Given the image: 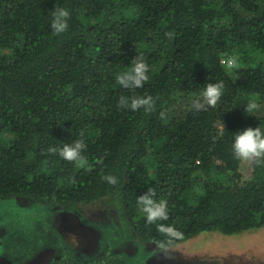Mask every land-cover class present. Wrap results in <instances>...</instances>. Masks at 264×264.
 <instances>
[{"label": "trees", "instance_id": "1", "mask_svg": "<svg viewBox=\"0 0 264 264\" xmlns=\"http://www.w3.org/2000/svg\"><path fill=\"white\" fill-rule=\"evenodd\" d=\"M57 8L70 12L59 35ZM140 56L149 79L121 87ZM217 82V104L191 110ZM148 95L149 112L119 104ZM246 127L264 130V0H0V200L79 212L107 199L136 241L161 247L264 227V163L245 160V178L231 147ZM80 139L83 165L50 151ZM149 188L167 220L146 221Z\"/></svg>", "mask_w": 264, "mask_h": 264}, {"label": "rangeland", "instance_id": "2", "mask_svg": "<svg viewBox=\"0 0 264 264\" xmlns=\"http://www.w3.org/2000/svg\"><path fill=\"white\" fill-rule=\"evenodd\" d=\"M249 170L244 160L243 177ZM118 220L107 199L77 214L26 197L1 199L0 264H264V227L231 235L204 231L161 247L136 241Z\"/></svg>", "mask_w": 264, "mask_h": 264}, {"label": "clouds", "instance_id": "3", "mask_svg": "<svg viewBox=\"0 0 264 264\" xmlns=\"http://www.w3.org/2000/svg\"><path fill=\"white\" fill-rule=\"evenodd\" d=\"M70 12L65 8H57L53 12L51 28L54 33L59 35L66 32L69 28L68 18ZM134 63L128 71H123L117 74L116 82L125 89H137L143 87L144 83L149 79V66L142 56L134 57ZM224 85L222 82L210 83L203 90L204 103L194 101L191 105V110L200 112L206 106H215L223 93ZM152 96H121L119 104L122 107L130 108L132 111H137L141 108L145 112L152 110L154 106ZM246 106V112L252 113L258 108V104L249 102ZM232 151L236 158L251 161L259 164L264 163V130L260 127H246L243 130L234 133V140L231 145ZM86 148L83 139L76 140L71 144H64L59 149H50L56 151L66 161L76 162L80 165L85 163L82 153ZM109 184H116L117 178L112 175L103 177ZM155 191L149 188L148 191L137 198L138 204L141 206L142 212L145 214L148 223H156L168 219V207L166 201H156L154 199ZM160 232H163L171 237L179 235L178 231L172 226L160 224L158 227Z\"/></svg>", "mask_w": 264, "mask_h": 264}, {"label": "flooded vegetation", "instance_id": "4", "mask_svg": "<svg viewBox=\"0 0 264 264\" xmlns=\"http://www.w3.org/2000/svg\"><path fill=\"white\" fill-rule=\"evenodd\" d=\"M65 210H67V209H65ZM68 211H70V210H68ZM71 212H73V211H71ZM74 213H76L77 214V212H74ZM79 217V216H78ZM80 220V219H79ZM81 221V220H80ZM85 221V220H84ZM118 222H119V220H118ZM142 247H147V246H142Z\"/></svg>", "mask_w": 264, "mask_h": 264}, {"label": "built area", "instance_id": "5", "mask_svg": "<svg viewBox=\"0 0 264 264\" xmlns=\"http://www.w3.org/2000/svg\"><path fill=\"white\" fill-rule=\"evenodd\" d=\"M229 64L231 63V62H228Z\"/></svg>", "mask_w": 264, "mask_h": 264}]
</instances>
